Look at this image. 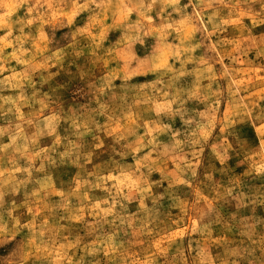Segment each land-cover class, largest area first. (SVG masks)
Here are the masks:
<instances>
[{
	"label": "rangeland",
	"instance_id": "1",
	"mask_svg": "<svg viewBox=\"0 0 264 264\" xmlns=\"http://www.w3.org/2000/svg\"><path fill=\"white\" fill-rule=\"evenodd\" d=\"M0 264H264V0H0Z\"/></svg>",
	"mask_w": 264,
	"mask_h": 264
}]
</instances>
